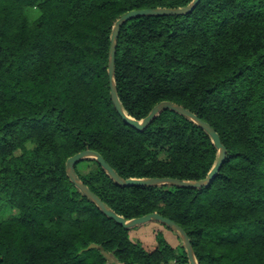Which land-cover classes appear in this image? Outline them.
<instances>
[{
    "label": "trees",
    "instance_id": "trees-1",
    "mask_svg": "<svg viewBox=\"0 0 264 264\" xmlns=\"http://www.w3.org/2000/svg\"><path fill=\"white\" fill-rule=\"evenodd\" d=\"M193 0H0V264H190L158 221L123 227L71 181L90 149L124 179H204L218 156L208 133L161 110L142 130L109 90L115 21L133 9ZM114 81L125 113L160 101L193 112L225 147L208 186H122L93 158L79 179L124 219L159 213L186 232L199 264H264V0H200L182 15L120 27ZM85 166L79 171L78 166ZM159 224L146 248L133 231Z\"/></svg>",
    "mask_w": 264,
    "mask_h": 264
},
{
    "label": "water",
    "instance_id": "water-1",
    "mask_svg": "<svg viewBox=\"0 0 264 264\" xmlns=\"http://www.w3.org/2000/svg\"><path fill=\"white\" fill-rule=\"evenodd\" d=\"M200 0H193L186 6L182 7H155V8H143V9H133L130 10L123 15H121L114 23V26L111 31L110 36V45L108 50V80H109V90H110V97L113 103V106L117 113L120 115L122 120L132 126L137 130H142L148 126V124L153 120V118L163 109H171L174 110L181 115L187 117L191 121L198 124L201 128H203L208 135L211 137L213 143L218 149V156L214 163V166L208 173V175L204 179L200 180H185V179H177L171 177H152V178H128L124 179L120 175L116 173V171L104 160V158L96 151L86 149L80 152L75 153L74 155L70 156L66 161V172L71 179V181L83 192L85 196H87L105 215L114 219L117 223L121 226L129 228L133 226L140 225L141 223H145L147 221H158L161 222L170 228H172L177 235L179 236L185 251L187 253L188 259L190 264H199L190 243V240L183 230L181 226L173 222L171 219L166 218L159 213H148L143 216L131 218V219H124L123 217L117 215L111 208H109L104 202H102L77 176L73 169V165L82 159L85 158H93L102 166V168L107 172V174L115 181V183L122 185V186H131V185H177V186H185V187H204L208 186L213 179V177L217 174L220 169V166L225 157V147L220 142V138L217 132L205 121L201 120L197 117L193 112L190 110L173 103L171 101H160L151 109V111L142 119L136 120L130 116H128L125 111L123 110L115 87L114 81V55H115V48L118 33L120 27L124 22L128 19L140 16V15H182L186 14L193 10V8L198 4Z\"/></svg>",
    "mask_w": 264,
    "mask_h": 264
},
{
    "label": "rangeland",
    "instance_id": "rangeland-1",
    "mask_svg": "<svg viewBox=\"0 0 264 264\" xmlns=\"http://www.w3.org/2000/svg\"><path fill=\"white\" fill-rule=\"evenodd\" d=\"M78 168L79 171H83L85 166L79 165ZM157 230H162L165 234L164 237L167 238V240L173 244L174 247H176L178 243L176 234L159 224H147L140 226L137 229H134L133 234L135 238H137V240L140 241L146 248L151 249L155 245V233Z\"/></svg>",
    "mask_w": 264,
    "mask_h": 264
},
{
    "label": "built area",
    "instance_id": "built-area-1",
    "mask_svg": "<svg viewBox=\"0 0 264 264\" xmlns=\"http://www.w3.org/2000/svg\"><path fill=\"white\" fill-rule=\"evenodd\" d=\"M169 264H179L177 261L173 260L172 262H170Z\"/></svg>",
    "mask_w": 264,
    "mask_h": 264
}]
</instances>
